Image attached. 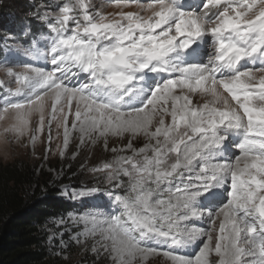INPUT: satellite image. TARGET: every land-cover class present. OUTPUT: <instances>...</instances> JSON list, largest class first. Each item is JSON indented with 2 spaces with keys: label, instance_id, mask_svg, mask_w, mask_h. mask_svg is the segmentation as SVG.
I'll return each instance as SVG.
<instances>
[{
  "label": "snow or ice",
  "instance_id": "6c2138e0",
  "mask_svg": "<svg viewBox=\"0 0 264 264\" xmlns=\"http://www.w3.org/2000/svg\"><path fill=\"white\" fill-rule=\"evenodd\" d=\"M108 2L120 11L63 0L45 13L47 32L23 48L31 59L7 67L16 87L0 108L11 131L34 144L56 121L67 148L71 116L82 144L129 136L120 151L131 155L91 169L124 191L73 193L107 196L73 222L113 264H211L213 254L215 264H264V0Z\"/></svg>",
  "mask_w": 264,
  "mask_h": 264
},
{
  "label": "rangeland",
  "instance_id": "374dc122",
  "mask_svg": "<svg viewBox=\"0 0 264 264\" xmlns=\"http://www.w3.org/2000/svg\"><path fill=\"white\" fill-rule=\"evenodd\" d=\"M32 8L41 7L44 13L41 15L44 17L45 13L49 12L46 7L41 6L40 0H26ZM56 2V3H54ZM62 3L63 0H50V3H54L52 7L57 4ZM92 4L95 5L96 8L100 9L103 13H116L119 12L120 9L115 8L108 0H91ZM143 3L149 2V0H141ZM135 10L134 7L126 8L124 11ZM26 30V29H25ZM25 32V31H24ZM11 34H5L3 36L4 40L11 39ZM3 41V40H2ZM10 44L11 47L5 51L8 53V56L11 60L10 65H5L0 63V94L6 92L9 88L15 89L16 84L14 78H10L7 76V67L12 66L14 71H22L23 70V61L25 58L23 51L21 50L23 46L16 43ZM14 59V61H12ZM206 59V57H205ZM22 60V63H21ZM4 60H0L2 62ZM43 61L41 60L40 63ZM194 102L200 103L203 102L202 98L195 97ZM49 107L45 112V119H48V112L51 111L50 101L48 102ZM71 119L69 117V143L67 148H64L63 145V127L57 128V122L53 121L49 126L45 123L43 132L35 133V127L38 125V114H35L31 123V130L33 133L37 135V139L33 144L28 135L20 137L17 139L16 134L11 131L12 126L14 124V118L11 113H4L2 108H0V163H9L14 161H22L26 163H30L32 165H38L39 167L46 168L48 163L57 166L56 169L52 170L53 177L59 180L64 175V169L59 168L60 164L63 161H78V163L82 164L77 170L80 171V175L84 178L93 177L98 179L95 181L94 185L90 186H82L76 188L71 183H64L59 187V197L68 201L70 203V208L67 212L61 214L58 218L51 221L53 224L52 229H50L48 234V242L50 249L55 251L57 255L58 252L61 254L63 259L70 260V264H113L112 260L109 258L108 254L103 250L99 252L93 251L94 239L92 237L85 238L82 233L85 230V225L82 223H74L73 218L86 215L89 211L88 204L94 201L103 200V202H107V196H101L99 193L96 194L93 198L80 199L78 196L73 198V193H79L82 190H88L92 188H97V185H110V187L106 190L100 189L101 193L106 191L112 192H121L124 191L122 188H116L114 185L117 183L116 181L109 182L106 178L105 172H92L91 169L100 166L103 163H114L115 158L119 155H131L130 150H125L123 152L120 149H124L126 145L129 143V136L125 135L123 137H115L109 136L107 140V147H105L104 140L100 139L97 141L95 145H92L90 142L81 143V136L78 130H72L71 127ZM170 120V117L166 118ZM49 135L51 136V141L49 142ZM132 147L135 149H139L147 143V140L144 136H138L131 138ZM117 149L116 152H113L112 149ZM61 150L64 151V155L61 156ZM236 155H239L238 149H233ZM75 165V164H74ZM121 180L125 184H128L127 177H121ZM99 189V188H98ZM203 227L207 228V224H203ZM90 227V225H89ZM218 227V224H217ZM81 236V242L77 243L76 237ZM215 233H213V245H214ZM64 241L65 244L68 245L67 249L63 248L61 241ZM198 249H190L189 252L191 254H195ZM162 255L151 256L149 261L145 264H167L163 261ZM213 256V257H212ZM66 257V258H65ZM156 258V259H155ZM218 258L213 254L210 256L211 264H215ZM151 260V261H150ZM138 264V262H137Z\"/></svg>",
  "mask_w": 264,
  "mask_h": 264
},
{
  "label": "trees",
  "instance_id": "16d2710c",
  "mask_svg": "<svg viewBox=\"0 0 264 264\" xmlns=\"http://www.w3.org/2000/svg\"><path fill=\"white\" fill-rule=\"evenodd\" d=\"M39 3L51 10L56 2ZM31 6L26 0H0V60L10 58L5 50L14 41L28 47L33 36L40 39L41 32H47L43 9ZM6 33L11 39L4 40ZM59 164L64 175L57 180L52 174L57 166L50 163L46 168L22 161L0 163V264H70V260L56 255L48 242L51 221L70 208V203L59 197V187L64 183L76 188L90 186L98 179H83L77 170L82 165L78 161ZM109 187L97 185L104 190Z\"/></svg>",
  "mask_w": 264,
  "mask_h": 264
},
{
  "label": "bare ground",
  "instance_id": "6f19581e",
  "mask_svg": "<svg viewBox=\"0 0 264 264\" xmlns=\"http://www.w3.org/2000/svg\"><path fill=\"white\" fill-rule=\"evenodd\" d=\"M157 256H159V255H157ZM157 256H155L156 258H157ZM162 257V256H161ZM213 257V256H212ZM150 258V257H149ZM149 258L146 260V261H143V264H145L147 261H149ZM155 258V259H156ZM151 261V260H150ZM163 261L166 263V260H165V258L163 257ZM138 262V264H141V262L138 260L137 261ZM137 262H136V264H137Z\"/></svg>",
  "mask_w": 264,
  "mask_h": 264
}]
</instances>
